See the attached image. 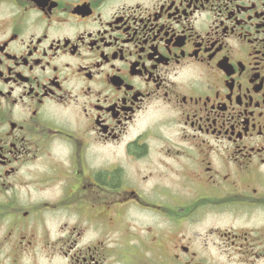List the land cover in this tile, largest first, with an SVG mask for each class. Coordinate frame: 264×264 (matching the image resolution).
Listing matches in <instances>:
<instances>
[{"label": "flooded vegetation", "instance_id": "obj_1", "mask_svg": "<svg viewBox=\"0 0 264 264\" xmlns=\"http://www.w3.org/2000/svg\"><path fill=\"white\" fill-rule=\"evenodd\" d=\"M0 264H264V0H0Z\"/></svg>", "mask_w": 264, "mask_h": 264}]
</instances>
